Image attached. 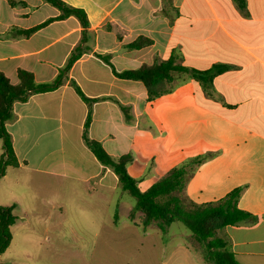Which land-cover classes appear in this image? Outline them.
<instances>
[{
    "label": "crops",
    "instance_id": "crops-1",
    "mask_svg": "<svg viewBox=\"0 0 264 264\" xmlns=\"http://www.w3.org/2000/svg\"><path fill=\"white\" fill-rule=\"evenodd\" d=\"M62 1L85 11L86 30L76 17L58 19L45 0H0V72L11 84L19 70L53 83L83 51L60 87L14 104L6 129L18 166L3 178L13 168L25 174L21 188L52 186L84 205L114 195L117 216L130 218L136 205L121 203L126 191L86 133L113 159L131 157L127 170L141 191L182 167L187 204L215 205L239 191L237 206L251 218L218 236L241 264H264V0ZM142 38L150 44L130 47ZM171 59L217 73L205 83L176 73L155 99L143 82L117 76ZM46 205L60 213L72 206ZM141 215L130 218L134 225Z\"/></svg>",
    "mask_w": 264,
    "mask_h": 264
},
{
    "label": "rangeland",
    "instance_id": "rangeland-1",
    "mask_svg": "<svg viewBox=\"0 0 264 264\" xmlns=\"http://www.w3.org/2000/svg\"><path fill=\"white\" fill-rule=\"evenodd\" d=\"M3 152L0 140V157ZM24 176L9 168L8 177L0 178V206L20 204L14 211L17 222L11 228V244L0 255L3 263L212 264L204 261L202 247L181 222L164 230L157 224L136 226L128 215L117 216L114 195L99 201L101 205L98 201L84 205L77 197L69 198L64 193L58 196L52 186L30 190L27 183V189L21 188ZM18 181L21 192L15 191ZM52 202H69L72 206L60 213L46 205ZM121 203L136 205V200L126 192Z\"/></svg>",
    "mask_w": 264,
    "mask_h": 264
},
{
    "label": "trees",
    "instance_id": "trees-1",
    "mask_svg": "<svg viewBox=\"0 0 264 264\" xmlns=\"http://www.w3.org/2000/svg\"><path fill=\"white\" fill-rule=\"evenodd\" d=\"M45 1L61 11L58 19L62 20L73 16L79 19L85 30L89 27L88 17L84 10L70 6L62 0ZM51 21L53 19L49 22ZM35 30L26 31L24 34L30 35ZM149 44V40L142 38L132 43L130 47L140 48ZM82 54V49L80 47L77 48L69 58L66 67L60 71L57 79L50 84H38L32 73L19 70V83L13 85L0 72V140L3 141L4 151L0 157V178L5 176L9 166H18L12 138L6 129L7 123L14 118V104L16 102H26L34 94L52 91L60 87L64 83L72 65ZM176 73L189 74L205 83L206 81L212 82L217 72L214 70L200 72L189 69L176 64L171 59L151 66L143 65L137 70L117 73V76L143 82L150 98L155 99L168 92V86L173 82ZM73 85L78 93L83 96L76 84ZM83 98L88 101L84 96ZM90 119L91 115L89 114L85 126L86 129H88ZM84 140L103 166L115 172L123 190L136 200L135 209L130 214L132 221H135L136 213L140 212L142 215L139 224L144 228L157 224L160 229L164 230L175 222H181L192 232L194 240L202 247V256L205 262L212 264H241L228 243L218 236L219 231L223 228L248 221L251 218L250 214L242 211L237 206L239 191L230 193L224 200L215 205L184 204V201L179 196L186 176L184 167L172 169L148 190L141 191L127 170L131 160L130 156H123L115 160L100 143L88 139L86 133ZM15 210L16 205L9 207L0 206V255L6 252L12 241L11 228L17 222V217L14 214Z\"/></svg>",
    "mask_w": 264,
    "mask_h": 264
}]
</instances>
